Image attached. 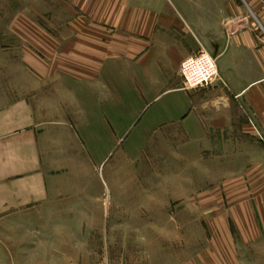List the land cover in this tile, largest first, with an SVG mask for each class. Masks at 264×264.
Segmentation results:
<instances>
[{"label": "crops", "instance_id": "0c3cea01", "mask_svg": "<svg viewBox=\"0 0 264 264\" xmlns=\"http://www.w3.org/2000/svg\"><path fill=\"white\" fill-rule=\"evenodd\" d=\"M30 1L0 0V234L62 195L92 198L89 174L127 114L150 154L179 140L174 170L188 169L195 146L196 169L219 172L202 198L213 204L212 244L196 258L212 250L213 264H264V37L251 24L229 34L226 22L246 14L237 0H68L63 19L62 0L47 10ZM246 1L264 28V0ZM202 48L217 77L184 90L180 66ZM64 241L0 242V264L100 263Z\"/></svg>", "mask_w": 264, "mask_h": 264}, {"label": "rangeland", "instance_id": "374dc122", "mask_svg": "<svg viewBox=\"0 0 264 264\" xmlns=\"http://www.w3.org/2000/svg\"><path fill=\"white\" fill-rule=\"evenodd\" d=\"M51 1L31 0L30 6L47 10L52 7ZM237 2L246 14L238 16L241 22L235 30L227 27L229 34L234 35L251 24L254 33L264 37V28L258 24L247 1ZM68 4L75 5L61 1L62 19L70 13L64 10ZM41 10H30V17L42 18ZM76 13L84 17L83 11ZM44 17L50 16L45 13ZM122 130L125 133L119 143L89 174L91 187L90 191L85 188V194L91 192L92 198L74 202L62 195L56 206H47L28 218L16 220L17 230L11 235L0 234V242L27 243L55 238L63 243L70 238L72 243L97 251L100 263L95 260L93 264H213L212 250L205 251L204 260L196 255L202 247L212 244L213 204H204L202 198L211 197L212 184L219 172L196 169L195 146L189 148L188 169L183 166L174 170L179 157L173 152L179 150L176 147L179 140H166V145L156 147L155 155L150 154V140L138 137V123L127 114ZM227 174L221 173L222 177ZM117 197L121 202L116 203ZM45 210L55 211V217H42L49 214ZM53 228L60 234H49L54 232Z\"/></svg>", "mask_w": 264, "mask_h": 264}, {"label": "built area", "instance_id": "2783aa9c", "mask_svg": "<svg viewBox=\"0 0 264 264\" xmlns=\"http://www.w3.org/2000/svg\"><path fill=\"white\" fill-rule=\"evenodd\" d=\"M180 74L184 90L207 87L217 77L216 60L202 48L183 60Z\"/></svg>", "mask_w": 264, "mask_h": 264}, {"label": "bare ground", "instance_id": "6f19581e", "mask_svg": "<svg viewBox=\"0 0 264 264\" xmlns=\"http://www.w3.org/2000/svg\"><path fill=\"white\" fill-rule=\"evenodd\" d=\"M239 22H241L240 18H233V19H229L226 22V24L228 25L230 30H235L237 28Z\"/></svg>", "mask_w": 264, "mask_h": 264}]
</instances>
